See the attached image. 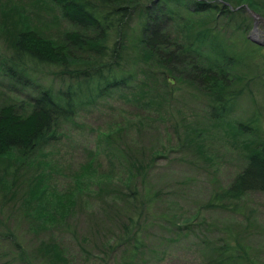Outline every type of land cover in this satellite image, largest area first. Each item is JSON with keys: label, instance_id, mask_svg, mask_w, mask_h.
Listing matches in <instances>:
<instances>
[{"label": "trees", "instance_id": "trees-1", "mask_svg": "<svg viewBox=\"0 0 264 264\" xmlns=\"http://www.w3.org/2000/svg\"><path fill=\"white\" fill-rule=\"evenodd\" d=\"M37 1L50 3L70 27L63 28L61 39L54 40L23 20L20 8H9L8 14L15 20L14 27L8 26L13 28L9 31L13 52L1 62L0 71L8 87L25 91L27 100L0 106V229L4 208L9 209L14 200H23L25 208L18 207L26 216L29 232L50 234L39 239L29 254L35 253L47 264H67L66 249L54 232L76 209L88 184L84 176L96 172L102 156L111 163L119 158L104 144L110 146L129 133L125 127L102 131L98 150L88 153V162L79 169L81 180L75 189L61 192L51 184L55 174L51 162L41 159L47 145L62 136L59 125L76 123L81 112L118 92L156 116L163 106L170 105L171 97L190 94L205 108L203 117L196 114L199 120L194 123L184 120L182 144L192 147L198 160L206 164L212 153L205 146V134L222 129L228 142L241 149L244 163L228 183L210 192L195 214L185 218L187 225L176 224L177 235L183 236L187 228H202L198 236L204 248L194 264H264V246L257 240L264 235V203L253 198L254 194L264 196V134L259 132L257 111L244 121L232 118L240 99L252 93L248 90L252 82L264 94V68L252 74L240 70L250 59L264 56V46L251 44L248 50L239 45L248 28L243 27L244 18L237 24L245 9L242 5L264 14V0ZM53 67L61 68L59 76H67L68 85L56 89L37 82L32 75ZM155 123L144 115L126 127L147 135L154 131ZM124 159L129 167L124 178L112 172L106 174L110 179L101 176L93 188L95 195L105 199L120 195L116 197L133 210L126 222L121 219L112 242L104 243L107 251L99 252L109 260L112 252L121 251V264H137L146 249L148 257H154L155 244L144 237L142 208L145 214L156 194L135 186L141 178L145 184L153 161ZM107 204L104 201L103 205ZM12 207L16 213L17 207ZM221 215L228 219L222 220ZM193 220L196 222H190ZM14 232L10 229L0 234V244L7 242L24 252Z\"/></svg>", "mask_w": 264, "mask_h": 264}, {"label": "rangeland", "instance_id": "rangeland-1", "mask_svg": "<svg viewBox=\"0 0 264 264\" xmlns=\"http://www.w3.org/2000/svg\"><path fill=\"white\" fill-rule=\"evenodd\" d=\"M0 2L2 3L0 7V64L7 60L13 52L12 37L9 31L13 29L15 20L12 21L8 14L9 8L13 10L20 8L24 13L23 20H26L42 35L54 40L61 39V30L70 27L50 3L37 0H0ZM240 7L233 6L236 9ZM242 7L245 9L242 10L243 14H239L237 24L241 23L244 18L246 25L243 27H247L248 30L243 32L244 35L240 38L236 36L239 38V45H243L248 50L252 49L251 44L264 46V14L253 10L246 4ZM1 9L6 11L2 12ZM9 25L12 27H8ZM263 64L264 56L260 55L250 59L240 70L245 73H255L258 72V68H264ZM60 70V67H53L48 71L34 72L32 75L37 82L58 89L69 83L67 76H59ZM249 89L252 93L240 99L237 106L239 110L232 118L244 121L254 111H257L255 118L258 121L259 132L263 135L264 94L255 82L249 85ZM25 93V91L8 87L0 71V106L24 98L27 100ZM169 103L170 105L162 107L160 116H156L153 112L144 110L142 108L144 105L141 103L128 102L125 97L119 96L118 92L113 98L99 100L96 106L89 108V111L81 112L76 123L62 122L59 125L62 136L43 150L41 159L51 162L54 168L52 171L55 172L51 184L58 191L63 192L75 189L77 182L81 180L79 169L88 160V153L98 150V139L102 131L113 132L125 127L129 133V135L122 134L123 136L113 141L110 146L104 144L106 149L117 154L119 158L115 159L116 163H111L108 157L102 156V164L99 167L96 166V172H90L84 176V182L88 184L78 197L76 209L66 220V224H60L59 229L54 232V238L66 249L69 264H121L123 256L121 251L112 252L109 260L105 259L100 252L101 249L107 251L106 248L103 249L104 243L109 240L112 242L119 232L121 219L126 222L133 210L127 209V202L124 199L116 197L120 195L105 199V197L95 195L93 188L96 181L101 180V176L111 175L112 172L124 178L129 172L124 156L143 162L153 161L145 184L141 178L135 186L141 192L147 189L150 194H156L151 197L152 203L150 202L149 210H145V214L142 208V222L144 223V234H146L144 237L156 246L154 245V257H148L150 254L146 249L144 253H141L137 264H194V259L203 251L204 243L201 236H198L202 234V228H187L183 236L179 237L176 224H186L185 218L190 214H195L196 208L207 200L210 192L217 186L228 183L231 175L243 167L244 158L241 149L235 148L228 142L223 133L224 130L219 129V132L210 130L209 134H205V146L207 145L209 152L212 153L211 162L206 164L200 162L192 147H185L182 140L185 137L184 120L187 123H194L197 118L196 114L198 117L202 114L203 117L202 110L205 104L203 102H200V105L196 104L190 94L184 97L178 94L174 98L171 97ZM144 115L156 122L151 134L144 135V133L126 127L134 124ZM253 198L258 203H264L263 195L254 194ZM104 201L108 203L106 206L103 205ZM12 205L17 207L15 208L16 213L13 212ZM24 205L23 200H14V203H9V209L4 208L0 234H7L10 229L15 231L25 251L18 252L13 245L7 242V244H0V264H47L44 258L39 260L35 253L29 254V250L37 246L39 239H47L50 234L29 232L26 216L18 207L21 206L24 209ZM216 216L219 217L218 214ZM221 219L227 220L228 217L221 215ZM154 231H157V234L153 233ZM257 240L261 246H264V235Z\"/></svg>", "mask_w": 264, "mask_h": 264}, {"label": "water", "instance_id": "water-1", "mask_svg": "<svg viewBox=\"0 0 264 264\" xmlns=\"http://www.w3.org/2000/svg\"><path fill=\"white\" fill-rule=\"evenodd\" d=\"M257 41V40H256Z\"/></svg>", "mask_w": 264, "mask_h": 264}]
</instances>
